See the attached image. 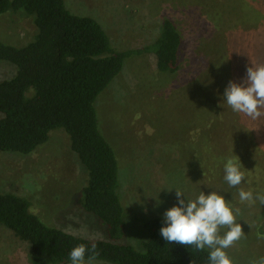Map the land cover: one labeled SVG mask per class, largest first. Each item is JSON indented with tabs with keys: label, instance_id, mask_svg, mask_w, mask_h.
Instances as JSON below:
<instances>
[{
	"label": "rangeland",
	"instance_id": "obj_1",
	"mask_svg": "<svg viewBox=\"0 0 264 264\" xmlns=\"http://www.w3.org/2000/svg\"><path fill=\"white\" fill-rule=\"evenodd\" d=\"M65 1L73 13L100 22L121 52L152 44L166 19L184 38L180 73L161 74L154 54L130 57L95 104L99 129L119 162L126 222L121 243L143 250L149 234L144 222L164 218L178 205L175 188L184 191L185 199L215 191L240 209L237 222L245 234L227 254L235 264L264 256V204L241 202L238 189L224 180V164L238 156L246 176L239 187L264 193V142L251 130L243 133L250 134L241 137L243 143L234 141V129H225L227 138L221 139L222 128L207 106L217 98L222 111L229 110L222 88L229 81L242 83L250 60L264 64V0ZM15 13L0 15V40L22 48L34 41L37 29L33 17L23 10ZM16 72L14 65L0 62V83ZM199 76L206 86L196 84ZM212 150L226 157L217 159ZM87 176L62 129L52 131L50 140L30 155L0 151V194L27 199L51 228L108 241V226L83 207ZM0 264H32L30 246L1 226Z\"/></svg>",
	"mask_w": 264,
	"mask_h": 264
},
{
	"label": "trees",
	"instance_id": "obj_2",
	"mask_svg": "<svg viewBox=\"0 0 264 264\" xmlns=\"http://www.w3.org/2000/svg\"><path fill=\"white\" fill-rule=\"evenodd\" d=\"M22 10L34 18L37 35L22 48L0 40V62L17 69L14 78L0 83V151L30 155L50 140L52 131L64 130L88 174L83 207L108 226L110 240L90 241L51 228L31 211L27 199L8 193L0 194V226L30 246L32 264H70V251L81 243L95 244L96 260L108 264H208V249L167 244L160 235L164 218L144 222L149 234L142 251L121 243L126 222L118 192L119 162L99 129L95 107L130 57L154 54L161 74L180 73L184 38L177 25L166 19L152 44L121 52L100 22L73 13L65 0H0V15ZM201 76L195 81L204 87L207 81L200 83ZM215 100L207 106L222 128L221 139L227 138L225 129H234V141L243 143L241 137L250 135L243 133L251 130L264 142V116L254 121L231 109L222 111ZM212 152L217 159L226 157Z\"/></svg>",
	"mask_w": 264,
	"mask_h": 264
},
{
	"label": "clouds",
	"instance_id": "obj_3",
	"mask_svg": "<svg viewBox=\"0 0 264 264\" xmlns=\"http://www.w3.org/2000/svg\"><path fill=\"white\" fill-rule=\"evenodd\" d=\"M223 101L234 113L251 120L264 116V64L250 60L243 82L229 81ZM239 161L238 156L227 159L224 164L225 182L238 189L241 202L259 201L264 204V193L254 195L252 191L239 187L246 179ZM175 192L178 205L165 212V226L160 229V235L167 244L175 242L199 252L208 249V264H235L226 250L245 235L242 225L237 222L240 209L215 191L210 194L201 191L195 199H185L184 191L179 188H175ZM158 203L161 202L158 200ZM99 255L95 244L89 248L81 243L72 248L69 260L70 264H94ZM249 264H264V256L251 259Z\"/></svg>",
	"mask_w": 264,
	"mask_h": 264
}]
</instances>
